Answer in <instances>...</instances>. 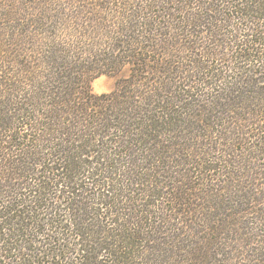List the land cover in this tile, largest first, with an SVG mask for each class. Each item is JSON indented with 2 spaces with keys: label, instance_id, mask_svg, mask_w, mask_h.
I'll list each match as a JSON object with an SVG mask.
<instances>
[{
  "label": "trees",
  "instance_id": "obj_1",
  "mask_svg": "<svg viewBox=\"0 0 264 264\" xmlns=\"http://www.w3.org/2000/svg\"><path fill=\"white\" fill-rule=\"evenodd\" d=\"M87 1L89 19L102 23L107 4L115 0ZM133 1L143 4L132 13L142 18L137 23L142 29L134 25L138 21L120 24L118 33L126 38L106 37L104 45L130 55L141 48L156 53L153 59L132 56L134 64L145 65L142 75L154 71L155 77L132 75L123 81L129 85V99L117 100L91 94L83 84L92 66L83 70L68 53L57 54L56 46L69 49L71 43L59 44L49 26L75 23L71 19L83 10L66 7V0H0V30L10 32L9 38H28L36 47H42L36 42H49L48 54L45 49L36 52L42 53L44 64L23 67L15 83L0 80V264H212L220 254L195 242L187 251L167 222L172 217L160 209L149 211L130 191L136 190L132 184L147 181L153 196H160L158 187L167 192L155 173H145L169 170L174 143L168 140L177 131L209 144L218 139L228 155L246 151L254 138L261 145L255 149L264 155V0ZM138 29L144 30V38L133 36ZM73 41L88 44L84 38ZM9 45L2 50L6 55ZM187 54L198 57L192 60ZM205 57L227 65L209 70ZM115 65L116 58L110 69ZM47 68L54 75L44 74ZM205 86L210 91L203 92ZM118 93L123 97V91ZM146 99L129 116L123 110L118 124L108 118L114 103L129 107L132 100ZM117 163L125 164L121 167L127 171L117 175L131 187L116 177ZM220 168L217 164L225 174ZM249 208L248 201H236L229 212L233 216L226 217L235 221V214L247 215L254 209ZM246 219L237 222L251 238L252 220Z\"/></svg>",
  "mask_w": 264,
  "mask_h": 264
},
{
  "label": "rangeland",
  "instance_id": "obj_2",
  "mask_svg": "<svg viewBox=\"0 0 264 264\" xmlns=\"http://www.w3.org/2000/svg\"><path fill=\"white\" fill-rule=\"evenodd\" d=\"M66 1L67 2L64 4L66 7H72L76 9V12L78 10L83 11H81L77 19L76 17L71 19L76 20L75 23L72 21L66 23L61 21L56 24L52 23L48 30H52V36L56 38L59 44L62 40L66 42L65 46L71 43L69 49L60 45L56 46L57 43H54L56 49H60V51H57V54L65 55L68 53L70 55L69 60L73 61L72 64L75 63V65H78L79 68H83V70L86 68L90 69V66H92V69L86 72V80L85 83H83L88 85L91 94L100 95L104 93L110 96L113 95L116 99H129V85L126 83L123 84V81L126 82L132 75H135V78H137V76L141 78L142 76H146L149 80L155 77L154 71L152 74L144 73V75H142L143 69L146 68L145 65L140 63L137 64V61L134 64V57L132 56L139 55L140 58L146 57L148 59H153L154 55H157L156 53L146 52L145 49L141 48V50H137V53H139L138 55H130L123 53L122 48L112 47L111 49L104 45V43H106V37L108 40L118 37L119 39L120 37L126 38L124 32L118 33L120 24L126 23L132 26L134 21H141L142 18H140V16L136 14L132 15V13L133 11H137L139 5H143L142 3L136 5V1L127 0L126 2L128 4L123 6L121 0L111 1L107 4L106 10H104L105 12L108 11V14H105V19L102 20L101 23V21L97 22V19L95 21L89 19L92 15L89 16L90 13L85 11V6L89 1ZM143 1L146 2L145 0ZM100 15H103V13ZM100 15L98 14L93 18ZM140 21L136 22L134 25ZM137 26L139 29H142L141 23L137 24ZM139 29L138 32L133 33V36L137 35V38H144V30L139 31ZM9 34L10 32H5L4 30L0 32V80L2 76V80L8 78L15 83L14 79L17 78V73L18 75L20 73L22 74L23 67L44 64L42 53L36 52L45 49L47 50L45 53L48 54L49 42L45 39L44 45L42 42H36L35 44H37V46H42L36 47L28 38L23 39L13 36V39H11L8 37ZM154 36L159 39L158 34ZM81 38L88 41V44H86L87 46H79L82 44L80 42V44H72L73 40ZM92 40L97 42L94 41L92 43ZM7 43L12 44L8 46L11 50L8 55L2 52V50H5L4 45ZM64 50L66 52H64ZM83 50L87 52H82ZM134 52L136 53V51ZM224 52L226 51L224 50ZM187 56H190L189 58L192 60L194 57H198L194 54H187ZM115 58L116 65L110 69V64L112 65L115 62ZM184 58H186V56ZM184 58L183 63L185 62ZM35 60L39 61L37 62ZM103 60H108L109 63ZM202 60L207 63L209 70L214 68L224 70L227 65V62H223L221 59L215 57L209 59L205 57L202 58ZM101 63H104L105 66L101 65ZM174 70L176 69L174 68ZM50 72L53 74V70L48 68L43 71L44 74ZM75 75L81 79L79 73H75ZM183 75L184 73L181 74V76ZM16 80H18V78ZM179 81L181 82V80ZM180 86H182V84H180ZM192 86L197 87V89L200 88V85L194 80H192ZM187 89L189 88H183V90ZM202 89L203 92L210 91L208 86ZM0 91L1 93L4 92L2 84H0ZM120 91H123V97H120L118 93ZM182 92L184 94V91ZM146 101L147 99L145 102L139 103L136 100H132L131 104L128 105L129 107L126 106L127 104L125 102L111 104L110 110L107 111L110 115V117L108 115V118L112 123L118 124L117 119L124 115L123 110L129 116L131 112L136 109V106H144ZM1 102H3L2 98H0V103ZM197 114L198 113H193L195 116ZM184 116L192 119L190 118L192 115L187 114ZM118 129L119 131L121 130V128ZM192 129L193 128H190L189 130ZM109 133L113 134V131L111 130ZM200 139L201 138H196L191 140V138H187L184 135V131H177V133L173 134L170 140H168L169 144L170 142L174 143V145L172 144L169 147L173 148L171 152L174 153V159H169L170 162L168 165L172 167L175 161L177 165H175L174 168H168L169 170L161 168L158 172L152 170L146 171L147 173L145 174L151 175L155 173L154 176L156 181H162L163 184L166 185V188H168L167 192L164 186L160 188L155 187L156 190L160 191V196H153V194H151L152 191L149 192L146 189V186L150 188V185L146 184L147 181H142V184H132L136 190L130 191V194L137 196L139 202L142 204H148L146 208L149 209V211H157L160 209V212H163L164 216L168 217L170 215L173 220L167 222L171 228H175L174 234H178L180 243H182L187 251L193 244L203 243L205 246H210L216 253H220L216 256L214 262L212 261V264H264V155L262 156L259 151L255 149L261 147V145L259 142H256V139L252 138L251 141H249V149L246 151L233 150L234 152H230V155H228L221 148L218 139L211 138V140L214 141H211V144L207 143L204 139H202V141ZM177 143L180 145L176 146ZM197 144L205 145L198 146ZM253 144L256 146H253ZM167 153H165L166 156ZM217 164L222 165L220 169L226 172L225 174L218 171ZM225 164L227 166H225ZM123 165L125 166L124 163L120 165L118 163L116 164V177H118V180H122L125 185L129 184L131 187L130 181L125 180L126 178L121 174L117 175V173H124V171H127V169L123 171L121 167ZM101 173L104 172L102 171ZM169 175L176 176V178L174 179L172 177L169 179ZM236 201H239V203L248 201L250 204L249 209H254L248 211L247 215L244 216L235 214V222L233 219L226 216H233L229 214V212L232 204ZM173 205L179 206V210L173 207ZM166 207L167 211L165 209ZM223 207H225V212L221 209ZM169 209H172V211H169ZM174 210L175 212H173ZM211 210H213V212H211ZM139 213L140 212H138V214ZM256 216L258 217L257 222ZM151 217H149L148 220H152ZM245 217H247L249 221L252 220L248 225L252 233L251 238H248L249 235H245L243 230L240 232L239 229L241 224L237 221ZM260 217L262 219H259ZM225 221H228L230 224L225 223ZM147 222L149 223L150 221ZM165 226H167V224ZM232 228H234L236 233ZM158 235L164 237L163 234ZM148 244L153 245L149 242Z\"/></svg>",
  "mask_w": 264,
  "mask_h": 264
}]
</instances>
